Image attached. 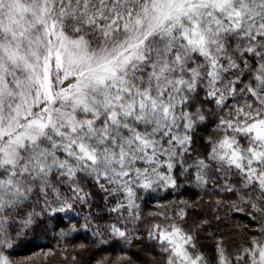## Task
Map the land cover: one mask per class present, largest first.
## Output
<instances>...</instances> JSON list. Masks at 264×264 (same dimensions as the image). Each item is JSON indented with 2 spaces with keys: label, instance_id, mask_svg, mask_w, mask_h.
<instances>
[{
  "label": "snow or ice",
  "instance_id": "6c2138e0",
  "mask_svg": "<svg viewBox=\"0 0 264 264\" xmlns=\"http://www.w3.org/2000/svg\"><path fill=\"white\" fill-rule=\"evenodd\" d=\"M180 178L217 221L256 226L233 225L234 257L223 234L201 250L210 221L188 225V201L140 234L137 193ZM86 188L115 201V222L80 223ZM81 228L101 246L150 244L151 264H264V0H0V264L29 235ZM56 253L67 245L34 257Z\"/></svg>",
  "mask_w": 264,
  "mask_h": 264
},
{
  "label": "trees",
  "instance_id": "16d2710c",
  "mask_svg": "<svg viewBox=\"0 0 264 264\" xmlns=\"http://www.w3.org/2000/svg\"><path fill=\"white\" fill-rule=\"evenodd\" d=\"M85 190L92 191L93 196L90 197L89 204L83 205L82 208L78 206L76 209V212L80 214V223L84 222L85 216H88L90 212L99 214L102 217V219L96 220L95 216H89V219H93L95 223L115 222V214H112L110 217L107 211V208L111 207L115 201H104L102 199L104 194L98 189L86 188ZM137 196L136 204L139 205L141 217L138 227L140 234L145 237V241L147 237L146 229L149 225L160 224L161 226H166L172 222L164 216L152 214L160 212L169 214L181 201H188L190 205H195L194 210L192 207L187 209L188 225H191L193 220L198 222L200 219H207L210 221L209 225L199 233L200 244L202 245L201 250L206 255L212 253L216 238L223 234L227 241L225 245L226 254L234 257L237 251L244 246L246 235L243 231L234 228L233 225L238 222L247 225L249 228L256 227L243 213L232 215L230 222L214 219V205L209 202L207 192L183 178L178 179L177 187L170 186L151 192L139 191ZM218 214L223 216L224 210L222 209ZM209 233H213L214 235H209ZM90 235V230L86 231L81 228L79 235L73 234L71 238L62 240L59 244L57 243V239L53 238L52 233H49L48 236L37 235L33 237L29 235L26 242L16 251L12 252L11 256L18 264H33V260L34 264H41L42 259L45 261V264H73V256L75 257V264H97V262L99 264H125L127 257H131L135 264H151V257L156 255V252L151 250V245L148 243L133 244L130 248L119 245L108 247L89 242L87 237ZM81 242L88 243V249L85 251L77 249L73 252L72 245ZM65 245H67V253L65 255L56 253L43 258L39 256L34 257V254L42 251L46 252L49 248H58L63 251ZM29 258H33V260Z\"/></svg>",
  "mask_w": 264,
  "mask_h": 264
}]
</instances>
